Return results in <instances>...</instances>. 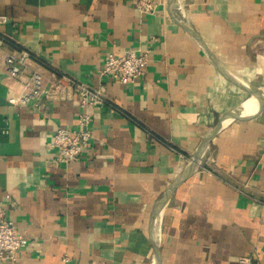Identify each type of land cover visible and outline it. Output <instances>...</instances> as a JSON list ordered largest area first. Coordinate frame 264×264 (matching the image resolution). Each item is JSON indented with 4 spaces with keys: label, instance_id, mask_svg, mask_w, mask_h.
Instances as JSON below:
<instances>
[{
    "label": "crops",
    "instance_id": "obj_1",
    "mask_svg": "<svg viewBox=\"0 0 264 264\" xmlns=\"http://www.w3.org/2000/svg\"><path fill=\"white\" fill-rule=\"evenodd\" d=\"M136 1L0 0V213L29 240L17 264H264V0H154L153 15ZM130 49L149 53L141 79L100 77ZM21 51L24 76L104 88L78 160L52 145L75 98L8 103Z\"/></svg>",
    "mask_w": 264,
    "mask_h": 264
},
{
    "label": "built area",
    "instance_id": "obj_2",
    "mask_svg": "<svg viewBox=\"0 0 264 264\" xmlns=\"http://www.w3.org/2000/svg\"><path fill=\"white\" fill-rule=\"evenodd\" d=\"M157 4L154 0H137L135 8L141 15H153L156 13ZM5 21L2 18V22ZM2 45L0 42V53ZM31 59L32 55L28 51L14 53L6 58L8 74L19 84V91L8 98V103L12 106L38 107L41 106L42 99L64 102L75 98L79 108L76 127L59 128L52 143L58 152L56 163L69 164L78 160L89 144L92 137V116L89 109L107 104L105 90L94 89L64 75L49 84L45 83L44 77L38 72L24 76L25 66ZM148 63V51L130 49L122 55L108 54L99 75L128 85L145 75ZM28 244L25 233L0 213V264H17L18 253Z\"/></svg>",
    "mask_w": 264,
    "mask_h": 264
},
{
    "label": "water",
    "instance_id": "obj_3",
    "mask_svg": "<svg viewBox=\"0 0 264 264\" xmlns=\"http://www.w3.org/2000/svg\"><path fill=\"white\" fill-rule=\"evenodd\" d=\"M175 5H176V0H169V9L171 11H173L175 9ZM192 30V29H190ZM192 33L194 34L195 37H197V35L193 32L192 30ZM198 40L199 37H197ZM221 129V126L218 127L211 135V137L207 140L206 144L204 145V147H202V149L199 151V153L196 155V157L193 159L192 163L189 165L187 171H186V174L181 177L178 181H176L174 183V185L172 186V188L169 190V193L166 195L167 197L160 203V208L161 206L164 205V203L166 202V200L173 194V192L176 190V188L184 181L186 180L190 175L191 173L193 172V170L196 168V166L199 164L202 156L204 155V152L207 148V146L209 145V143L212 141V139L216 136V134L218 133V131ZM158 214L156 215V217H158ZM159 258V257H158Z\"/></svg>",
    "mask_w": 264,
    "mask_h": 264
}]
</instances>
